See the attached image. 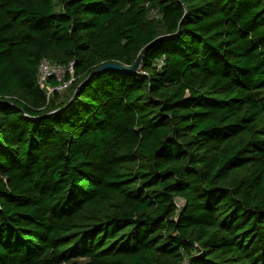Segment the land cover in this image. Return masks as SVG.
Returning <instances> with one entry per match:
<instances>
[{"label": "trees", "instance_id": "16d2710c", "mask_svg": "<svg viewBox=\"0 0 264 264\" xmlns=\"http://www.w3.org/2000/svg\"><path fill=\"white\" fill-rule=\"evenodd\" d=\"M0 264H264V0H0Z\"/></svg>", "mask_w": 264, "mask_h": 264}, {"label": "built area", "instance_id": "2783aa9c", "mask_svg": "<svg viewBox=\"0 0 264 264\" xmlns=\"http://www.w3.org/2000/svg\"><path fill=\"white\" fill-rule=\"evenodd\" d=\"M68 73L71 78L67 80L65 77ZM74 73V63L72 62L69 65H63L43 59L38 69L37 83L50 99L55 92H61L71 84L74 80ZM51 79H56V82L53 83Z\"/></svg>", "mask_w": 264, "mask_h": 264}, {"label": "water", "instance_id": "95a60500", "mask_svg": "<svg viewBox=\"0 0 264 264\" xmlns=\"http://www.w3.org/2000/svg\"><path fill=\"white\" fill-rule=\"evenodd\" d=\"M171 35L170 34H167V35H161V36H158L157 38H155L154 40H152L150 43H148L143 49L142 51L140 52V54L138 55L137 57V60L135 62V64L131 67L129 66H125L119 62H115V61H111V62H107L105 64H103L101 67L97 68L92 74H95V73H99V72H103V71H106V70H119V71H129V72H136L140 65H141V61H142V58H143V54L144 52L150 48L151 46H153L156 42H158L159 40H162V39H165V38H168L170 37ZM90 78V76H88L84 81H88ZM82 83V84H83ZM74 99V96L72 97V99L69 101L68 104H70ZM66 106L68 105H65L64 107H61V108H58L52 112H50L49 114H52V113H56V112H59L61 110H63L64 108H66Z\"/></svg>", "mask_w": 264, "mask_h": 264}, {"label": "rangeland", "instance_id": "374dc122", "mask_svg": "<svg viewBox=\"0 0 264 264\" xmlns=\"http://www.w3.org/2000/svg\"><path fill=\"white\" fill-rule=\"evenodd\" d=\"M139 68H140V67H139ZM60 94L63 95V97L65 98V96H66V94H67L66 89L62 90V91L60 92Z\"/></svg>", "mask_w": 264, "mask_h": 264}]
</instances>
